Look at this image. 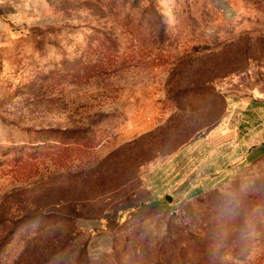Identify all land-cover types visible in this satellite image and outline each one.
<instances>
[{
	"label": "rangeland",
	"instance_id": "1",
	"mask_svg": "<svg viewBox=\"0 0 264 264\" xmlns=\"http://www.w3.org/2000/svg\"><path fill=\"white\" fill-rule=\"evenodd\" d=\"M0 264H264V4L0 19Z\"/></svg>",
	"mask_w": 264,
	"mask_h": 264
},
{
	"label": "crops",
	"instance_id": "2",
	"mask_svg": "<svg viewBox=\"0 0 264 264\" xmlns=\"http://www.w3.org/2000/svg\"><path fill=\"white\" fill-rule=\"evenodd\" d=\"M264 4V0H257ZM50 7L51 3L46 1ZM39 0H0V19L31 15L38 11Z\"/></svg>",
	"mask_w": 264,
	"mask_h": 264
},
{
	"label": "water",
	"instance_id": "3",
	"mask_svg": "<svg viewBox=\"0 0 264 264\" xmlns=\"http://www.w3.org/2000/svg\"><path fill=\"white\" fill-rule=\"evenodd\" d=\"M166 199L171 202V198L169 196H166Z\"/></svg>",
	"mask_w": 264,
	"mask_h": 264
}]
</instances>
